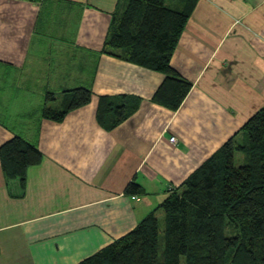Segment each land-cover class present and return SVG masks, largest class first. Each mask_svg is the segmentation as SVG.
Segmentation results:
<instances>
[{"label":"crops","instance_id":"1","mask_svg":"<svg viewBox=\"0 0 264 264\" xmlns=\"http://www.w3.org/2000/svg\"><path fill=\"white\" fill-rule=\"evenodd\" d=\"M126 4L0 0V148L21 136L44 156L23 195L0 159V264L94 256L231 139L244 142L241 130L264 108V0H198L171 63L193 84L178 111L152 102L162 74L100 54ZM167 5L180 10L183 1ZM78 88L93 91L89 105L62 123L41 118L50 94L59 102ZM119 96L142 102L108 131L97 118L100 98ZM131 182L145 195H127Z\"/></svg>","mask_w":264,"mask_h":264},{"label":"trees","instance_id":"2","mask_svg":"<svg viewBox=\"0 0 264 264\" xmlns=\"http://www.w3.org/2000/svg\"><path fill=\"white\" fill-rule=\"evenodd\" d=\"M127 0L113 15L101 55L157 72L164 81L152 102L178 111L193 84L172 67V59L198 0ZM51 95V96H50ZM41 118L62 123L92 102L90 88L50 94ZM59 103L53 107L52 103ZM142 100L101 97L98 121L112 131L128 120ZM50 105V106H49ZM245 141L231 139L126 236L80 264H264V108L244 126ZM241 155L243 164L237 166ZM36 144L16 136L0 148L8 183L26 190L27 173L43 162ZM126 194L145 195L131 182ZM164 212V224L159 213Z\"/></svg>","mask_w":264,"mask_h":264},{"label":"rangeland","instance_id":"3","mask_svg":"<svg viewBox=\"0 0 264 264\" xmlns=\"http://www.w3.org/2000/svg\"><path fill=\"white\" fill-rule=\"evenodd\" d=\"M242 164H243V160L241 159V155H240V156L237 158L236 165H237V166H241ZM171 188H173V187H171ZM171 188H170V189H171ZM160 213H161V216H159L160 223H161V224H164V212L161 211Z\"/></svg>","mask_w":264,"mask_h":264},{"label":"built area","instance_id":"4","mask_svg":"<svg viewBox=\"0 0 264 264\" xmlns=\"http://www.w3.org/2000/svg\"><path fill=\"white\" fill-rule=\"evenodd\" d=\"M170 143L171 144H176L177 143V138L176 137H172L171 139H170ZM172 189V188H171ZM133 199H137L136 197H134Z\"/></svg>","mask_w":264,"mask_h":264}]
</instances>
